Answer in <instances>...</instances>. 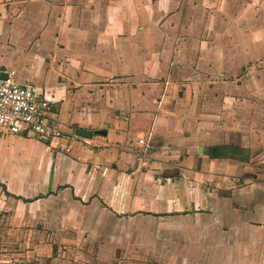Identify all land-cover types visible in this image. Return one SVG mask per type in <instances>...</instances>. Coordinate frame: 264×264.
Returning <instances> with one entry per match:
<instances>
[{"label":"crops","instance_id":"0c3cea01","mask_svg":"<svg viewBox=\"0 0 264 264\" xmlns=\"http://www.w3.org/2000/svg\"><path fill=\"white\" fill-rule=\"evenodd\" d=\"M11 71L63 136L0 132L7 264L97 226L153 264H264V0H0Z\"/></svg>","mask_w":264,"mask_h":264},{"label":"rangeland","instance_id":"374dc122","mask_svg":"<svg viewBox=\"0 0 264 264\" xmlns=\"http://www.w3.org/2000/svg\"><path fill=\"white\" fill-rule=\"evenodd\" d=\"M241 154L242 157L246 156L243 151ZM95 229L74 230L70 233L76 238L75 241L64 245L55 242L45 246L41 254L43 258H30L20 264H153L147 258L155 255V248L148 247L145 241L142 242L144 236L134 237L137 240L134 245L131 241V230H116L115 227L98 230V226ZM7 252L8 250L0 247V264H7L3 257Z\"/></svg>","mask_w":264,"mask_h":264},{"label":"built area","instance_id":"2783aa9c","mask_svg":"<svg viewBox=\"0 0 264 264\" xmlns=\"http://www.w3.org/2000/svg\"><path fill=\"white\" fill-rule=\"evenodd\" d=\"M13 74L11 71L0 78V132L27 135L46 143L62 137V130L49 122L51 100L47 93L34 84L17 81ZM138 143L144 150L149 147L142 137ZM140 153L143 156L145 151Z\"/></svg>","mask_w":264,"mask_h":264},{"label":"water","instance_id":"95a60500","mask_svg":"<svg viewBox=\"0 0 264 264\" xmlns=\"http://www.w3.org/2000/svg\"><path fill=\"white\" fill-rule=\"evenodd\" d=\"M1 75L2 74H0V78H5V77H2ZM74 133L77 136H81V137H84V138H91L92 135H93V130H88V129H83V128H76L74 130ZM200 150H201V148H200Z\"/></svg>","mask_w":264,"mask_h":264},{"label":"trees","instance_id":"16d2710c","mask_svg":"<svg viewBox=\"0 0 264 264\" xmlns=\"http://www.w3.org/2000/svg\"><path fill=\"white\" fill-rule=\"evenodd\" d=\"M230 148V153L228 155L223 154V153H216L214 154V157H222V156H229V157H234L235 154L239 153L241 151L240 148H236V147H229ZM4 188V187H3Z\"/></svg>","mask_w":264,"mask_h":264}]
</instances>
